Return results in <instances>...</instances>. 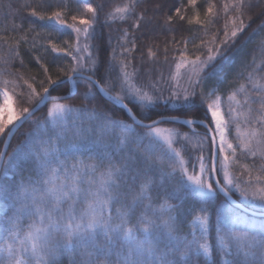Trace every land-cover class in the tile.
<instances>
[{"label": "snow or ice", "instance_id": "obj_1", "mask_svg": "<svg viewBox=\"0 0 264 264\" xmlns=\"http://www.w3.org/2000/svg\"><path fill=\"white\" fill-rule=\"evenodd\" d=\"M77 3L84 13H91L90 18L73 14L72 23H68L66 0L50 12L37 11L52 8L47 0H41L30 11L31 17L76 33V43L65 42L66 48L49 41L53 52L66 53L72 60L67 69H57L56 80L49 76L47 83L39 81L40 91L34 83L24 80L28 88L25 94L17 92L16 79L6 78L0 70V137L7 136V143L36 111L51 101L46 116L31 121L32 129L23 134L24 139L13 153L8 155L6 147L0 152V264H61L60 257L65 255L68 264H264V222L257 224L239 214L233 200L238 193L241 203L264 209V164L255 177L245 165L249 178L243 182L234 179L229 171L238 149L264 161V75H258L264 73V67L257 66L247 73L250 92L240 85L239 90L245 92L244 110L237 112L229 105V119L235 121L242 116L249 125L245 131L240 130L239 123L235 125V146L227 138L229 120L221 111L220 97L214 90L207 94L201 91L202 100L206 96L215 99L206 105L208 122H202L206 134L197 140L201 152L193 168L198 165V173L194 170L190 174L181 150L174 146L180 139L188 140V134L161 125L191 126L196 121L163 114L153 119L148 110L160 97L136 87L126 64H122L119 76L113 78L110 67L97 79L98 69L89 45L81 48L79 44L81 34L86 40L90 37L97 8L88 0ZM138 4L139 0H128L115 11L125 20ZM188 4L195 10L197 0H188ZM247 6L246 0H236L234 4L240 15ZM214 8L208 3L206 15L213 13ZM224 8L227 11L228 5ZM176 14L185 19L179 8ZM199 15L196 12L188 23H201ZM142 19L141 14L132 26L139 27ZM233 24L236 25L235 19ZM244 27L240 19L231 36L236 37ZM124 35H128L127 30ZM27 39L26 33L12 42L0 36L8 44V59L0 60L7 64L19 56L17 49ZM132 47L135 48L134 42ZM82 51L88 52L87 65L84 57L78 55ZM148 54L156 55L151 50ZM219 55V50L215 54L209 50L206 60L197 56L191 61L194 73L199 75ZM185 63L182 54L177 68ZM61 75L66 80H61ZM57 81L76 89L82 103H61L73 98L68 93L51 95L50 87L55 86V90L60 86ZM25 95L32 107L20 106ZM171 96L175 107L181 102L180 93L172 92ZM228 100L241 107L236 92ZM182 102H189L187 89ZM254 103L259 104L258 114L253 112ZM133 108L139 109V117ZM119 112L131 123L120 119ZM206 142L207 156L203 153ZM98 145L103 146V151ZM217 175L222 180H213ZM154 197L158 203H154ZM172 200L180 203H170ZM188 203L191 206L185 211L192 217V228L187 235H179L180 210ZM177 254L179 258L175 259Z\"/></svg>", "mask_w": 264, "mask_h": 264}, {"label": "trees", "instance_id": "obj_2", "mask_svg": "<svg viewBox=\"0 0 264 264\" xmlns=\"http://www.w3.org/2000/svg\"><path fill=\"white\" fill-rule=\"evenodd\" d=\"M88 2L97 8V16L89 30L90 37L87 39L89 51L92 58L95 59L98 69L97 79L103 76L110 67L112 77L119 76L120 64L125 60L131 61L143 72L141 76H138L139 78L147 80L145 74L149 70L155 74V69L159 67V64L174 61L182 57V54L184 57L196 58L197 56L205 57L209 54V50H212L213 54L219 50L220 55L199 76L198 79L202 83H194L189 95V102L174 107L168 102L156 101V105L148 110L152 113L153 119L158 118L159 114L180 115L207 123L205 109L210 98L206 96L202 100L200 94L202 90L207 94L211 89L219 92L225 110L228 109L230 103L227 97L232 92H236V99L241 102V107L236 105L237 112L244 110L246 107L244 106L245 92L239 90L240 85L243 84L245 89L250 92L251 85L248 82L247 73L257 66L264 67V27H262L264 25V0H246L248 6L244 9L243 15L237 13L234 8L236 0H197L195 10L188 4V0H139L135 12L125 20L111 19L109 13L114 8L126 4L128 0H88ZM40 3L41 0H0V5H2L0 7V36L9 38V42L25 33L28 37L27 42L21 41L17 49L19 56L11 59L7 64L0 60V70H3L6 78L16 79L19 85L17 92L25 94H27L28 88L24 84V80L34 83L37 91H40L39 81L44 80L47 83L46 77L49 76L56 80L57 69L61 67L67 69L72 63L71 57L66 53L53 52L49 41L66 48L67 44H75L76 40L72 29L54 25L52 22L40 21L38 18L30 16L31 8H36ZM47 3L52 5V8H37V11L50 12L61 3V0H47ZM66 3L68 4L66 13L68 23H72L71 15L73 14H84L85 18L91 17V13H84L82 5L78 4L77 0H66ZM208 3L214 4L215 8L213 13L206 15ZM225 4L228 5L227 11L224 8ZM177 8L180 9V15H183L185 19L181 20L176 14ZM196 12L200 14L201 23L193 21L189 24L188 20L195 16ZM141 14L143 19L140 21L139 27H133L132 25L136 23L137 17ZM169 16L172 17L171 21L168 20ZM234 19L236 25L233 24ZM240 19L244 21V30L239 32L236 37H232L231 32L234 26L239 25ZM125 30L128 33L126 37ZM133 42L135 48L132 47ZM125 48L131 49V51H124ZM149 50L156 53L155 57L149 56ZM0 58L8 59V44L2 40H0ZM45 68H47V73H45ZM218 68H222L221 76H216L214 73ZM258 75H264V73H258ZM21 76L23 79H19ZM64 78L63 75L60 76L61 80ZM57 84H60V81H57ZM53 87L49 89L51 95H63L72 90L68 83L60 84L55 90ZM80 91H83L82 85ZM193 92L195 95H192ZM75 93L76 90L71 94L72 99L60 102L80 105L81 98ZM253 99H255L254 96ZM20 106L32 107L33 105L27 104L25 95ZM50 106L51 101L34 113L31 120L45 117ZM88 106L92 107L91 104ZM129 106L133 107L131 104ZM252 107L254 114H258L259 104L254 103ZM177 108L180 111H176ZM133 111L139 117V109L133 108ZM118 116L131 123L123 112H119ZM225 117L226 120H229V137L231 140H236L235 125L241 120L231 121L228 111H225ZM242 121L245 122L243 119ZM163 126L174 128L181 134H188V140L180 139L174 146L181 150L190 173L194 165L193 156L199 155L201 152V149L196 145L198 138L206 134L205 128L199 124L185 126L179 123L163 124ZM32 127L31 121L20 127L11 140L7 151L8 155L13 153L20 141L24 139L23 134L30 131ZM4 138L5 136L0 137V150ZM203 153L205 156L208 155L207 142L204 144ZM261 164H264V161L259 156L252 157L238 149L235 161L230 163L229 171L234 179L243 182L249 178V172L244 166L247 165L252 170L251 175L255 177ZM155 178L159 181V174ZM218 178L222 180V176L218 175ZM162 194L163 192H161ZM234 197L239 200L238 193ZM221 199H223L222 196ZM154 203H158L155 197ZM170 203L179 204L180 202L172 200ZM244 204L254 208L247 202ZM182 213L183 211L180 210V215ZM60 260L61 264H68L67 255L60 257Z\"/></svg>", "mask_w": 264, "mask_h": 264}, {"label": "rangeland", "instance_id": "obj_3", "mask_svg": "<svg viewBox=\"0 0 264 264\" xmlns=\"http://www.w3.org/2000/svg\"><path fill=\"white\" fill-rule=\"evenodd\" d=\"M120 7H122V6H120ZM116 8H118V7H116ZM116 8H114L109 13V18L116 19V18L120 17V14L116 13V11H115ZM77 26L82 27L79 24H77ZM75 39H76V33H75ZM75 43H76V40H75ZM79 44H80L81 48H83L85 46V44L88 45L87 40L85 39L83 34L80 35ZM76 54L77 53L74 52V55H76ZM212 54H213V52H212ZM78 55L84 57V62L87 65V63H88V52L82 51V52L78 53ZM207 56L208 55H206L205 57H200V58H201V60H206ZM184 59L186 60V63L184 64V66L179 67V68H177V64L181 62V57H179L178 59H176L174 61H169L167 64L166 63L165 64L164 63L159 64V67L157 69H155V71H156L155 74L151 73L150 70L148 73L145 74L147 77V80L146 79L142 80V78L138 77V76H141L143 72L140 71L139 68L135 67V65L131 61L127 62V61L123 60L122 63L120 64V70H121L122 64H126L127 65L126 70L129 73V77H130L131 82L136 87L143 88V89L149 91L150 94H153L155 96L160 97V99H158L157 101L168 102L169 105L174 106L170 102L172 99H174L171 96V93L172 92L180 93L181 102L175 105V106H178V105L186 104V103L182 102L184 90L187 89V91L190 95L191 89H192L195 81L199 78V76L202 73V72H200L199 75H196L193 71L194 66L191 64V61L195 60V58L184 57ZM214 73L216 76H221L222 75V68H218ZM153 84L155 85V88L151 87ZM71 88H72V86H71ZM211 90H214L216 95H218L220 97L221 111L225 116V111H228V109L227 110L224 109V107L222 105L221 95L215 89H211ZM212 99H215V96L210 98L209 103L211 102ZM227 99H228V97H227ZM230 104L232 105V107L237 108L234 101H230L229 105ZM228 108H229V106H228ZM225 119H226V117H225ZM242 119L244 120V118L242 116L239 117L238 120H241V122H238V123L240 124V130L245 131L246 128L248 127V125L246 126L245 122H243ZM30 121H32L31 118H30ZM161 127L166 128L163 125H161ZM235 135L237 137L236 127H235ZM227 138L234 144V146L238 143V139H236V140L230 139L228 132H227ZM97 147L99 148V150L103 151L102 145H98ZM85 155H87V153H85ZM197 156H198V154L193 156L194 164L196 163V157ZM194 170L198 173V165L196 166L195 169L193 168L190 171V174ZM177 175H178V173H177ZM190 206H191V204L188 203V204L184 205L185 208L181 209L183 211V213L180 215L182 223H180L177 226L179 229V232H178L179 235H187L191 231L192 225H191L190 221H191L192 217L188 216L187 212L185 211V209L189 208ZM254 209L264 211V209H260L256 206H254ZM237 211L239 212V214L244 215L246 218L250 219L254 223L259 224L261 222H264V216H253L251 214H248L246 212L239 210L238 208H237ZM190 238L191 237L189 236V239ZM174 258L178 259L179 255L177 254V256Z\"/></svg>", "mask_w": 264, "mask_h": 264}, {"label": "water", "instance_id": "obj_4", "mask_svg": "<svg viewBox=\"0 0 264 264\" xmlns=\"http://www.w3.org/2000/svg\"><path fill=\"white\" fill-rule=\"evenodd\" d=\"M63 80H66V78H64ZM76 89H74L73 88V92L75 91ZM43 107V106H42ZM41 107V108H42ZM130 107V106H129ZM37 112V111H36ZM35 112V113H36ZM182 117V116H181ZM183 119H193V120H195L196 121V123L195 124H200V125H202L203 126V123H206V122H204V121H201V120H198V119H194V118H188V117H182ZM157 119V118H156ZM149 122V121H148ZM148 122H146L145 121V123H148ZM203 122V123H202ZM20 129V128H19ZM18 129V130H19ZM17 130V131H18ZM16 131V132H17ZM16 134V133H15ZM14 137V135L13 136H11V140H12V138ZM7 139H8V137L7 136H5V138H4V141H3V143H2V147H1V150H0V152H2V151H5V147H6V151H8V147H9V143H7ZM11 143V142H10ZM7 145V146H6ZM215 179H219L218 178V175L217 176H214L213 177V180H215ZM214 187H215V185H214ZM233 200H235L236 201V205H235V207L236 208H238L239 210H241V211H243V212H246V213H248V214H251V215H253V216H264V211L263 210H257V209H253V208H251V207H248V206H246L244 203H241L236 197H234L233 196Z\"/></svg>", "mask_w": 264, "mask_h": 264}, {"label": "bare ground", "instance_id": "obj_5", "mask_svg": "<svg viewBox=\"0 0 264 264\" xmlns=\"http://www.w3.org/2000/svg\"><path fill=\"white\" fill-rule=\"evenodd\" d=\"M72 90H73V88H72ZM72 90H71L70 92H68V94H70V95H71V94L73 93V91H72ZM74 92H75V91H74ZM182 117H183V116H182ZM188 118H191V117H188ZM194 119H195V118H194ZM201 121H203V120H201ZM193 125H194V124H193ZM199 125H200V124H199ZM201 126H202V125H201ZM202 127H204V126H202ZM204 128H205V127H204Z\"/></svg>", "mask_w": 264, "mask_h": 264}]
</instances>
